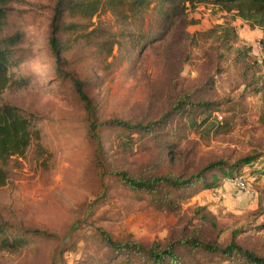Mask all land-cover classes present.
<instances>
[{"label": "rangeland", "instance_id": "1", "mask_svg": "<svg viewBox=\"0 0 264 264\" xmlns=\"http://www.w3.org/2000/svg\"><path fill=\"white\" fill-rule=\"evenodd\" d=\"M55 1L10 0L0 32L21 34L0 103L31 118L37 134L3 166L0 239L24 243H0V264H151L141 252L111 249L96 228L120 242H173L177 258L165 264H238L179 243L222 247L231 231L238 245L264 256L260 29L218 5L187 1L180 6L189 23H169L168 3L152 0L138 15L64 16L83 27L58 33L56 61ZM70 78L81 81L91 113ZM108 120L150 126L136 132ZM211 162L222 164L180 188L136 190L119 175L182 180ZM236 163L247 191L222 183L221 170Z\"/></svg>", "mask_w": 264, "mask_h": 264}, {"label": "trees", "instance_id": "2", "mask_svg": "<svg viewBox=\"0 0 264 264\" xmlns=\"http://www.w3.org/2000/svg\"><path fill=\"white\" fill-rule=\"evenodd\" d=\"M10 0H0V32L2 25L8 11V3ZM152 0H56L53 8L50 20V37L49 45L56 61H59V44L58 33L66 31H78V28H82L81 24L75 22L63 21L64 16H78L84 19L91 18L100 10H107L113 12L121 17L138 15L144 8H146ZM156 2H166L169 7L167 9V19L169 23L174 21L181 25H187L189 22L185 20V12L182 11L180 3L188 2L191 5L197 3L200 4H215L218 5L224 11H233L234 15L251 27L260 29V36L257 38V42L260 44L262 51H264V0H153ZM89 33V32H86ZM21 40L20 32H13L12 34L0 36V92L5 88L8 83V76L6 74L7 67L12 63L11 52L12 48ZM259 63V60L255 58L251 60L252 64ZM257 63V64H258ZM58 71L64 75L60 68ZM74 91L77 94L84 109L91 113L90 100L82 89L81 81L70 78ZM260 86L258 88L261 94V111L260 120L264 124V73L261 74L259 80ZM164 117V116H163ZM162 118H160V121ZM108 123H114L124 129L131 131L141 132L146 129L150 124L141 125L139 123L129 124L121 120H108ZM159 121V120H158ZM33 122L31 118L24 115L17 107L9 104L0 103V185L6 180V172L3 170V166L6 161L12 156L23 155L26 147L29 145L32 136H37L36 132L31 130ZM93 124H90V131L95 129ZM95 131L92 132V134ZM95 136V134H93ZM259 158L264 159L261 154ZM244 164L245 161L243 160ZM222 162H211L202 168L198 173L190 175L186 179L170 178L166 176H155L151 179L134 178L128 176L125 172H119L120 178L127 186L132 189H142L145 191H153L157 185L166 184L173 188H180L191 183L194 179L201 178L202 172L209 168H214ZM240 169L239 164H232L226 167L225 170H221V173L225 176L238 175ZM223 176V177H225ZM213 181V180H212ZM210 183H204L203 187H210ZM202 219H206L205 216H201ZM211 226H215L214 223H210ZM97 233L104 240V242L113 250L124 252H141L146 258V262L151 264H165L171 260L177 258V254L174 252L175 246L173 242L166 244L164 247H156L154 245L144 246L143 244L136 243L134 241H115L101 228H96ZM235 231H231L229 241L222 247L216 244L215 241L204 242L196 238H186L180 240L179 243L182 247H188L189 249H200L207 252L217 253L222 255L224 261H237L238 264H264V256H258L254 252L242 248L235 240ZM0 243L3 246L15 247L24 243L20 238H15L14 241L9 242L7 239H0ZM179 244V245H180ZM236 258V259H235ZM238 259V260H237Z\"/></svg>", "mask_w": 264, "mask_h": 264}, {"label": "built area", "instance_id": "3", "mask_svg": "<svg viewBox=\"0 0 264 264\" xmlns=\"http://www.w3.org/2000/svg\"><path fill=\"white\" fill-rule=\"evenodd\" d=\"M254 51L258 53L259 60L263 61L264 51H262L261 46L257 41L254 43ZM217 118L220 119V116L218 115ZM222 183L236 188L239 191H247L248 189L242 174H238L235 176H225L222 178Z\"/></svg>", "mask_w": 264, "mask_h": 264}, {"label": "crops", "instance_id": "4", "mask_svg": "<svg viewBox=\"0 0 264 264\" xmlns=\"http://www.w3.org/2000/svg\"><path fill=\"white\" fill-rule=\"evenodd\" d=\"M228 187H230L229 185H228ZM231 188V187H230Z\"/></svg>", "mask_w": 264, "mask_h": 264}]
</instances>
